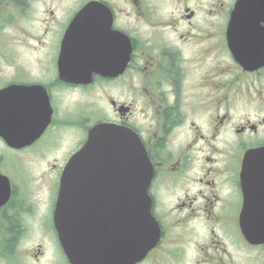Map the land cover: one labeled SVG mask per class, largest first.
<instances>
[{
	"label": "flooded vegetation",
	"instance_id": "obj_1",
	"mask_svg": "<svg viewBox=\"0 0 264 264\" xmlns=\"http://www.w3.org/2000/svg\"><path fill=\"white\" fill-rule=\"evenodd\" d=\"M77 15L78 38L64 44ZM92 32L94 44L82 46L121 73L62 80L63 46L70 70L69 54ZM0 45L12 66L0 89L39 86L48 99L40 90L18 95L46 104L21 128L33 134L48 121L37 140L15 149L0 138V174L9 180L0 178V264L90 257L61 241L59 188L70 157L103 121L136 131L154 167L156 227L132 264H264V239L245 235L246 222L264 231V0H0ZM3 145L23 154L25 167L6 160ZM82 196L97 199L82 202L90 215L82 222L98 234V258L113 264L118 193Z\"/></svg>",
	"mask_w": 264,
	"mask_h": 264
},
{
	"label": "water",
	"instance_id": "obj_2",
	"mask_svg": "<svg viewBox=\"0 0 264 264\" xmlns=\"http://www.w3.org/2000/svg\"><path fill=\"white\" fill-rule=\"evenodd\" d=\"M92 72L89 71L90 75ZM7 88L0 96L9 91ZM3 98V97H1ZM9 144L17 145L15 133H0ZM90 176H114L117 178L119 191L133 192V196L119 198L114 234L117 231L119 249L138 247L143 243L144 234L149 228L150 201L147 188L151 179V165L144 147L138 136L127 129L108 124L94 128L86 145L76 153L65 169L62 177L61 201L69 202L67 214L72 220H79L86 213L82 209L81 196L83 187L88 183L84 180ZM76 239H81L80 231H74ZM125 253L119 252L124 256ZM121 260L118 264H123ZM86 264H96V261Z\"/></svg>",
	"mask_w": 264,
	"mask_h": 264
},
{
	"label": "rangeland",
	"instance_id": "obj_3",
	"mask_svg": "<svg viewBox=\"0 0 264 264\" xmlns=\"http://www.w3.org/2000/svg\"><path fill=\"white\" fill-rule=\"evenodd\" d=\"M14 38L16 39L13 43H12V45H13V47L15 48V53H16V55H17V35H14ZM11 40V39H10ZM10 40H9V42H10ZM11 45V46H12ZM1 71L2 72H5V73H9L10 72V68L9 67H6L5 66V62H4V60L2 59V57H1V55H0V73H1ZM101 105H102V107L104 108V101H102L101 102ZM0 146H1V144H0ZM3 148H4V150H5V153H6V157H5V159L6 160H15V159H17V161L19 162V163H21L23 166H24V164H23V162L21 161V159L18 157V156H22L23 154H18L17 155V153L16 152H12V151H10V150H8L7 148H5L4 147V145H3ZM37 150H39V149H34L33 151H37ZM25 154H28V153H25ZM31 165H32V167L34 168V169H38V167L36 166V164L35 163H31ZM26 168H29V166H27ZM26 168H25V172L26 173H28V171L26 170ZM30 169V168H29ZM22 169H20L19 171H18V175H20V176H25L26 174L23 172V171H21ZM57 173H55L54 175H56Z\"/></svg>",
	"mask_w": 264,
	"mask_h": 264
}]
</instances>
